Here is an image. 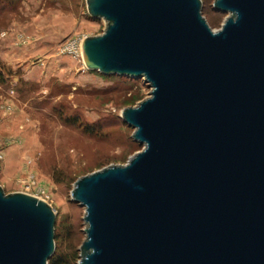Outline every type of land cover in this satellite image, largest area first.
Instances as JSON below:
<instances>
[{"label": "water", "instance_id": "1", "mask_svg": "<svg viewBox=\"0 0 264 264\" xmlns=\"http://www.w3.org/2000/svg\"><path fill=\"white\" fill-rule=\"evenodd\" d=\"M89 69L142 77L120 110L141 149L78 176V264H264V0H85ZM55 213L0 186V264H47Z\"/></svg>", "mask_w": 264, "mask_h": 264}, {"label": "rangeland", "instance_id": "2", "mask_svg": "<svg viewBox=\"0 0 264 264\" xmlns=\"http://www.w3.org/2000/svg\"><path fill=\"white\" fill-rule=\"evenodd\" d=\"M201 0L213 30L226 14ZM85 0H0V186L45 200L55 213L60 264H78L84 209L74 180L141 149L120 110L147 97L142 77L84 66L79 41L101 33Z\"/></svg>", "mask_w": 264, "mask_h": 264}, {"label": "trees", "instance_id": "3", "mask_svg": "<svg viewBox=\"0 0 264 264\" xmlns=\"http://www.w3.org/2000/svg\"><path fill=\"white\" fill-rule=\"evenodd\" d=\"M62 260H63V258L61 257V255L53 254L52 257L48 258L47 264H60L62 262Z\"/></svg>", "mask_w": 264, "mask_h": 264}, {"label": "built area", "instance_id": "4", "mask_svg": "<svg viewBox=\"0 0 264 264\" xmlns=\"http://www.w3.org/2000/svg\"><path fill=\"white\" fill-rule=\"evenodd\" d=\"M81 40L79 41V47H78L79 54H81Z\"/></svg>", "mask_w": 264, "mask_h": 264}]
</instances>
